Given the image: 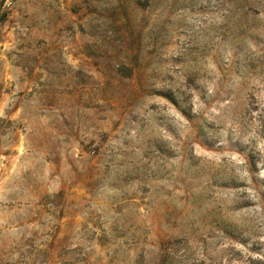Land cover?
<instances>
[{"label":"rangeland","instance_id":"obj_1","mask_svg":"<svg viewBox=\"0 0 264 264\" xmlns=\"http://www.w3.org/2000/svg\"><path fill=\"white\" fill-rule=\"evenodd\" d=\"M0 264H264V0H0Z\"/></svg>","mask_w":264,"mask_h":264}]
</instances>
